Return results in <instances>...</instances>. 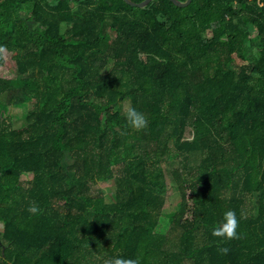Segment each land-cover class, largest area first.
Returning <instances> with one entry per match:
<instances>
[{"label": "trees", "instance_id": "1", "mask_svg": "<svg viewBox=\"0 0 264 264\" xmlns=\"http://www.w3.org/2000/svg\"><path fill=\"white\" fill-rule=\"evenodd\" d=\"M0 49V264H264V0H0Z\"/></svg>", "mask_w": 264, "mask_h": 264}, {"label": "rangeland", "instance_id": "2", "mask_svg": "<svg viewBox=\"0 0 264 264\" xmlns=\"http://www.w3.org/2000/svg\"><path fill=\"white\" fill-rule=\"evenodd\" d=\"M25 15L27 13L24 12ZM210 36H212L211 33H209ZM6 99V97H5ZM129 105L128 102L124 103V106ZM32 107V106H30ZM29 110L28 107L23 106H13L11 105L9 107V111L7 113V117L10 116V118L13 119L14 125L16 128H21L26 124L25 116L27 115ZM187 138H191V135L188 133ZM183 161L182 158H178L177 160L171 161L166 164L165 171L168 181V191L165 198V207H164V214L165 216L162 217L161 223L159 225V228L157 229L159 233L166 234L169 236L170 232V222L168 219V215L177 211L179 209V205L181 202L180 194L174 184V177H173V171L175 169H183ZM33 175L32 174H23L22 180L29 181L32 180ZM99 189L103 191L108 201H115V195L117 192L115 181H109L107 183H100L97 186ZM251 205L249 204V207ZM3 230V224L0 223V232Z\"/></svg>", "mask_w": 264, "mask_h": 264}, {"label": "clouds", "instance_id": "3", "mask_svg": "<svg viewBox=\"0 0 264 264\" xmlns=\"http://www.w3.org/2000/svg\"><path fill=\"white\" fill-rule=\"evenodd\" d=\"M0 52H3V49H0ZM123 111L127 124L132 129L142 131L148 127V118L132 105L129 104L124 106ZM27 210L33 215L40 211L39 206L35 202L31 203ZM239 226L240 222L236 212L229 209L224 212L222 222L213 229L212 235L227 241L241 239L242 234L238 232ZM218 251L221 254L227 255L230 250L227 247H219ZM103 264H141V260L139 258L134 259L116 256L105 259Z\"/></svg>", "mask_w": 264, "mask_h": 264}, {"label": "water", "instance_id": "4", "mask_svg": "<svg viewBox=\"0 0 264 264\" xmlns=\"http://www.w3.org/2000/svg\"><path fill=\"white\" fill-rule=\"evenodd\" d=\"M78 1H81V0H78ZM127 2H129L131 5L133 6H137V7H140V8H145L146 6H148L152 1L154 0H146L144 1L143 3H140V4H137V3H133L132 1L130 0H126ZM174 3H176L178 6H181V7H188L192 4L193 0H188L187 3H183V2H180L179 0H172Z\"/></svg>", "mask_w": 264, "mask_h": 264}]
</instances>
